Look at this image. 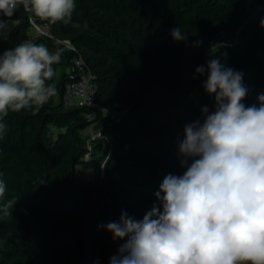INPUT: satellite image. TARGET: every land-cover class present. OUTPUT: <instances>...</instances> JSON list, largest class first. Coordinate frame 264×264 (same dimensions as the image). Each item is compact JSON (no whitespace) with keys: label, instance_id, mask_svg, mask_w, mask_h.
<instances>
[{"label":"trees","instance_id":"trees-1","mask_svg":"<svg viewBox=\"0 0 264 264\" xmlns=\"http://www.w3.org/2000/svg\"><path fill=\"white\" fill-rule=\"evenodd\" d=\"M75 3L69 23H50L54 38L34 41L63 49L52 81L58 97L36 115L21 110L4 120V201L15 197L17 202L11 215L0 217V264H109L124 241L113 240L101 225L119 221L122 212L142 219L157 203L154 194L164 177L185 170L179 156L184 126L202 119L204 106L209 111L214 106L201 86L206 75L199 76L196 68L214 58L209 49L216 37L227 44L215 57L243 74L244 103L258 104L264 93V20L255 14L245 21L249 0ZM30 15L17 10L9 37H0V52L21 43ZM176 26L186 41H173ZM58 40L70 41L82 53L97 85V101L122 111L118 121L92 108L64 106L76 52ZM92 123L109 139L93 140L101 154L88 157L82 132ZM48 126L56 131L53 137ZM88 166H98L99 180L80 178Z\"/></svg>","mask_w":264,"mask_h":264},{"label":"clouds","instance_id":"clouds-1","mask_svg":"<svg viewBox=\"0 0 264 264\" xmlns=\"http://www.w3.org/2000/svg\"><path fill=\"white\" fill-rule=\"evenodd\" d=\"M22 7L51 24L69 23L75 0H0V37ZM31 19V17H30ZM264 26V21H261ZM175 42L187 40L179 26ZM59 43V41H57ZM199 43V42H198ZM196 73L214 98L213 110L184 126L179 142L182 174L166 175L153 204L140 220L122 212L101 225L124 241L109 264H264V93L247 106L243 74L215 57ZM63 49L25 41L0 52V139L9 112L33 115L58 94L52 81ZM0 171V217L11 215L15 197L4 201L7 184ZM3 241H0L2 244Z\"/></svg>","mask_w":264,"mask_h":264},{"label":"built area","instance_id":"built-area-1","mask_svg":"<svg viewBox=\"0 0 264 264\" xmlns=\"http://www.w3.org/2000/svg\"><path fill=\"white\" fill-rule=\"evenodd\" d=\"M249 7L251 6V12L246 17L247 22L254 14L264 10V0H249ZM31 17V19H30ZM15 25V21H9V30H7L2 37L7 39ZM42 37L54 38L52 31L50 29V23L48 21H41L32 15L29 16V26L25 32V36L21 40V43L25 41H35L36 39H41ZM59 42L65 44L66 47L73 49L76 54L73 58L70 70L73 71V78L70 80L63 91L62 102L64 106H79L88 107L94 110H99L104 116H106L110 121H118L123 112L115 109H111L106 106H102L97 101V85L92 80L91 70L85 63L82 53L68 40H58ZM227 44V42H225ZM88 144L93 140L103 138L108 140V136L103 133L101 128L94 129L86 135Z\"/></svg>","mask_w":264,"mask_h":264},{"label":"rangeland","instance_id":"rangeland-1","mask_svg":"<svg viewBox=\"0 0 264 264\" xmlns=\"http://www.w3.org/2000/svg\"><path fill=\"white\" fill-rule=\"evenodd\" d=\"M252 7H248V14L251 12ZM255 15V14H254ZM256 16L260 17L262 20H264V10L257 12ZM234 37L237 36V32L233 33ZM222 36H218L216 37V39L213 41L212 46L213 45H217L218 49H220L223 45H225V42L222 41ZM56 97H58V94L56 95ZM95 118V117H94ZM93 118V119H94ZM97 129V124L96 123H92L86 130H84L82 132L84 137H87L86 135L94 130ZM55 129L52 126H48V135L50 137H53L55 135ZM87 147L89 149V152L87 153V156L89 157L90 155L94 154H101V149H99L98 145L95 144H87ZM100 177V171L98 166H88V167H84L80 173V178L81 179H87L90 181H97L99 180Z\"/></svg>","mask_w":264,"mask_h":264}]
</instances>
